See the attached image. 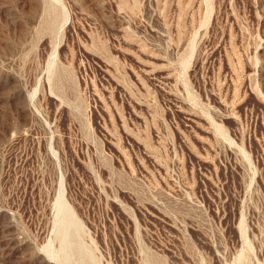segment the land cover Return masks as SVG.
I'll use <instances>...</instances> for the list:
<instances>
[{"label": "rangeland", "instance_id": "374dc122", "mask_svg": "<svg viewBox=\"0 0 264 264\" xmlns=\"http://www.w3.org/2000/svg\"><path fill=\"white\" fill-rule=\"evenodd\" d=\"M0 264H264V0H0Z\"/></svg>", "mask_w": 264, "mask_h": 264}]
</instances>
